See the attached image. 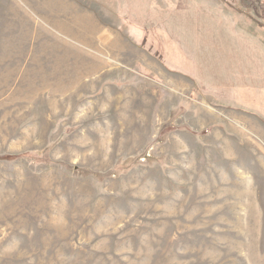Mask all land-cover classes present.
Masks as SVG:
<instances>
[{"label": "rangeland", "instance_id": "obj_1", "mask_svg": "<svg viewBox=\"0 0 264 264\" xmlns=\"http://www.w3.org/2000/svg\"><path fill=\"white\" fill-rule=\"evenodd\" d=\"M72 1L100 76L52 78L50 35L14 4L0 33V264H264V181L227 162L264 156L231 115L264 116L226 90L264 69L229 84L211 46L219 20L229 47L264 44V0Z\"/></svg>", "mask_w": 264, "mask_h": 264}, {"label": "crops", "instance_id": "obj_2", "mask_svg": "<svg viewBox=\"0 0 264 264\" xmlns=\"http://www.w3.org/2000/svg\"><path fill=\"white\" fill-rule=\"evenodd\" d=\"M12 4L18 6L24 20L28 21V27L35 31V34H40L37 30H44L50 35L51 51L56 52L52 59V78L68 81L76 79V82H84L91 78L93 72L94 75L100 76L102 71H105V61L91 60L93 49L89 44L90 14L76 2L72 0H0V33L2 36L7 35L10 30ZM10 51L9 44H0V52H2L0 61L9 62L11 60ZM53 91L55 92L54 89ZM231 117L235 124H232V127L228 124V127L232 128L230 131L237 133L238 137L240 135L243 137V145L240 139L237 140V145L242 148V154H249V152L260 154L259 148L264 150V124L248 112L242 111ZM251 134L257 137L258 143L260 142V147L253 148L256 152H252L253 149L249 147L250 141L244 139L245 136ZM227 162L228 169L236 174L235 179L244 186L254 187L255 180L264 181V156H237V159H228Z\"/></svg>", "mask_w": 264, "mask_h": 264}, {"label": "trees", "instance_id": "obj_3", "mask_svg": "<svg viewBox=\"0 0 264 264\" xmlns=\"http://www.w3.org/2000/svg\"><path fill=\"white\" fill-rule=\"evenodd\" d=\"M218 25L217 37L215 36L212 39L216 41H213L211 46H213L212 49L215 50V53L219 56V58L217 56V59H215L216 64H220L225 69L226 80L228 75H230L229 81L227 82L232 84L230 82L234 81L236 78L246 77V70L248 71L247 73L251 75L257 76L260 74L261 69H264V44L255 40L258 36H256L255 39H251L250 44L245 40L243 43L245 47L242 46V50H240L242 52H240L235 46L229 47L222 42L223 40L219 33V30L222 29L220 20L218 21ZM232 25L235 27L234 22H232ZM232 33H235L234 30H232ZM225 53L226 57L223 56ZM226 66L228 68H226ZM262 77H264V74H262ZM255 83L258 84L259 87L252 86L250 88L240 84L237 86L232 85L234 87L227 88L226 90L234 96L235 101L241 104L240 106L252 109L259 116H264V88H262L264 83L260 81ZM252 85L255 84L253 83ZM20 155H17V157H20ZM5 157L8 159L16 158L15 155L11 156L8 154H6ZM141 157H144V152ZM1 158H4V156Z\"/></svg>", "mask_w": 264, "mask_h": 264}]
</instances>
